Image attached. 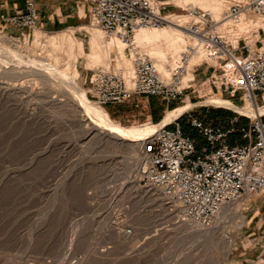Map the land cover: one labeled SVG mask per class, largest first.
I'll list each match as a JSON object with an SVG mask.
<instances>
[{"label": "rangeland", "instance_id": "rangeland-1", "mask_svg": "<svg viewBox=\"0 0 264 264\" xmlns=\"http://www.w3.org/2000/svg\"><path fill=\"white\" fill-rule=\"evenodd\" d=\"M153 1L161 11L175 0ZM225 2L229 7L233 0ZM82 8L88 17L83 16ZM82 8L73 20L60 15L56 25L41 19L35 27H16L0 21V32L20 44H5L8 59L0 54V264H264V225L254 230L261 218L250 223L252 213L246 209V195L232 204L242 207L244 223L238 225L241 221L232 210L228 220L222 217V231L217 238L202 242H195L198 237H193L190 227L178 229L172 225L179 220L163 216L157 211L160 206L122 196L120 186L127 174L115 171L127 157V149L87 134V129L99 123V117L83 108L75 91L69 88V77L76 85L88 87L85 76L93 78L94 69L104 67L121 73L126 67L117 65L120 55L115 48L111 66L108 59L90 65L87 49L79 51L77 36H89L85 27L105 33L91 23L86 1ZM194 9L187 10L188 23ZM244 34L241 35L246 37ZM249 34L253 41L258 38L255 33ZM225 36L232 40L231 35ZM21 53L26 61L20 58ZM54 53L59 56L55 58ZM54 58L56 68L52 67ZM205 60L208 58L204 54L198 63L188 65L192 78L186 84H195V91L187 89L175 104L177 108L189 105L178 120L182 125L186 122L194 135L198 129L190 123L192 114L215 126L224 121L212 109L229 110L249 119L256 115L206 102L210 97L232 99L225 93H216L202 75L193 72ZM28 65L55 68L66 79L57 81L53 74H33ZM91 84L86 96L93 102ZM7 85L21 88L10 91ZM136 99L101 106L115 122L132 128L152 121L150 111L143 107L148 96L137 94ZM236 100L244 105L250 103ZM258 107H264V101H258Z\"/></svg>", "mask_w": 264, "mask_h": 264}, {"label": "built area", "instance_id": "built-area-1", "mask_svg": "<svg viewBox=\"0 0 264 264\" xmlns=\"http://www.w3.org/2000/svg\"><path fill=\"white\" fill-rule=\"evenodd\" d=\"M86 1L91 23L107 37H117L134 49V71L130 77L106 68L94 69L90 89L93 102L123 103L135 94L158 95L171 102L192 86L184 80L191 51L182 55L169 76H164L155 60L134 45L137 30L165 24L158 4L153 0ZM23 2L24 8L7 16L5 22L16 27L37 26L40 10L36 0ZM246 10L264 17V0H233L221 19H215L209 9L196 8L189 30L197 39L196 49L202 48L208 58L204 62L214 68L206 79L210 86L231 99L258 103L264 101V27L259 28L255 41L242 35L236 43L229 42L220 29L222 20L239 18ZM162 121L147 123L154 131L141 139L136 176L144 187H160L181 207L184 221L210 227L225 204L249 193L264 192L263 115L250 117L249 125L239 129L249 141L236 145L227 143V137L236 132L234 128L208 125L190 116L191 125L205 137L210 149H198L195 138L186 134L178 121L173 127L171 122Z\"/></svg>", "mask_w": 264, "mask_h": 264}, {"label": "bare ground", "instance_id": "bare-ground-1", "mask_svg": "<svg viewBox=\"0 0 264 264\" xmlns=\"http://www.w3.org/2000/svg\"><path fill=\"white\" fill-rule=\"evenodd\" d=\"M172 2H173L172 6L165 7L163 10L160 11V13L162 14L164 18L165 24H167L166 26L140 28L139 30H137L134 36L135 47L149 54L155 60L159 70L162 72L164 76L170 75L172 68L180 62V59L184 53H187L188 51L192 52V56L190 57V61L188 64L189 66L191 65V63H198L204 56V51L202 48L196 49L197 39L189 30L190 23H188L189 17L187 16V13H188L187 10L189 8L194 9V7L199 6L198 8H204V9L211 10L214 14L215 19H221L224 11L228 8L227 2H225V0H175ZM176 12H178L180 15L174 16ZM81 13L83 14V16L85 15V17H88V14H85V11L83 10V8L81 10ZM260 27H264V17L261 15H256L250 10L244 11L240 15L239 18L224 19L221 21V24H220L221 31L224 32V34L231 35L232 40H230L229 38L228 39H229V42L232 41L233 43H236L240 35L243 33L247 34L246 36L247 40H249L248 38L251 36L249 33L251 34L255 33L256 35L255 34L254 35L259 37ZM85 30L89 34V36L87 38L84 36H77V39H78L77 41L79 42L77 43L79 44L77 45V47H79L80 52L86 51L87 49L89 54H86V55L87 56L89 55L88 59H89L90 65L95 64V63L96 64L101 63V61H103L104 63V60L108 59L110 62L109 66H111L112 50L115 48L116 51L120 55V60L119 62H117L118 63L117 65L120 66L123 64L126 67V70L121 73L125 75L127 78L133 74L134 68L132 64H134V49L132 48L128 49L126 43L123 40L117 37H112V38L107 37L105 33L99 32L97 28L91 27L87 29L85 27ZM67 40L68 39L65 37V40H64L65 43H68ZM250 41H253L251 37H250ZM8 43H11V44L15 43V45L17 46L20 45L16 42V40H14V38L13 39L12 37L10 38L8 34L6 33L2 34L0 32V54L3 55V57L1 58H3L4 60L8 59L7 54H6L7 53L6 45H5ZM49 48H51V50L53 51V47H49ZM52 51H49L48 49V52L51 53ZM54 54H55L54 55L55 58L59 56V55L57 56L56 53ZM19 55H21L20 58L22 59L25 58L24 54L21 53ZM49 55L52 56L53 54L51 53ZM55 58H54V62L52 63V65L54 66L52 67H55V63L57 60ZM32 59L41 61L42 63V59L36 58L34 56ZM26 60L27 58H25V61ZM41 63H36V64L40 65ZM13 65L14 64H12V66ZM17 65H14V66L19 67ZM22 66L23 65H21V67ZM36 66L28 65L27 67L29 69V72L33 74L34 73L40 74V75L53 74L56 76L57 81L58 80L62 81L66 79L65 77H61L58 74V72L55 70L56 67L45 70V69H42ZM98 66H102V65H98ZM15 72L17 71L15 70ZM73 72L78 73L75 70ZM191 76H192V73L188 72L184 79L185 82L191 79L192 78ZM85 80L87 82L88 87H80L79 85H76L72 77H69V81H70L69 88L75 91V95L78 97L83 108L85 107L89 109L90 112L91 111L93 112V113L91 112L92 115L95 116L96 114L99 117L97 118V122L99 121V123L94 124L92 127L87 129L86 130L87 134L90 135V137L92 135H95L96 137L99 138V140L105 141V143L110 141L111 143H115L118 146L125 147L128 152L127 157L123 159V162L120 163V166L115 171L116 174L117 173L127 174L126 175L127 180H125L120 186V188L122 189V193H123L122 196H126V198L128 197L140 203L151 202L154 205L160 206V208L157 209V211L163 213V216H167L170 218L177 217V219L180 221L179 222L175 220L173 222L174 224L172 225L176 226L178 229L188 228V227L191 228V231H192L191 233L193 237L194 238L198 237L195 240V242L210 241V240L212 241L215 238H217L219 233L222 231L221 221L223 220V218L225 221L228 220L226 217L229 216V213L232 210L234 211V213L238 216L239 220L241 221L238 225L241 226L244 223L245 215L242 212V207L232 206V204H234V202L236 201L225 204V206L220 212V215L218 216V220H219L218 223H215L210 227H203L195 223L184 221L181 218V215H182L181 207L177 203H175L168 195H166L160 187L142 186L137 180L136 174H133V170H134V166L137 167L140 164L141 139L143 136L151 134L154 131V128L149 124L135 126L132 128H126L120 125L119 123L115 122L110 116L109 112L106 110V108H104L101 105H97L96 103L88 100L86 96V90L90 87V84L92 83V78L91 76H87V77L85 76ZM7 86H8L7 90H10V91L12 90L20 91V88H21V87L16 88L14 86L10 87V85H7ZM206 102L214 103L217 105L231 106L237 110L246 111L252 114H256L258 116L264 113V107H258V103L255 101H250L249 104L244 105V104H241L236 99L226 100L220 97H213V98L210 97V99L207 100ZM188 106L189 105H185V106L176 108L175 110H168L164 119L162 118L163 120L162 123L170 122L171 120H174L184 110H186ZM249 195L250 193L246 195V197H248ZM175 222H179V223H175ZM172 228L173 227H166L165 229H172ZM125 234H128V233L125 232ZM126 236L127 235H125L124 237L127 238Z\"/></svg>", "mask_w": 264, "mask_h": 264}, {"label": "crops", "instance_id": "crops-1", "mask_svg": "<svg viewBox=\"0 0 264 264\" xmlns=\"http://www.w3.org/2000/svg\"><path fill=\"white\" fill-rule=\"evenodd\" d=\"M86 0H36V3L39 7L40 10V19L48 25H53V24H59L58 17L60 15H65V16H71V20L75 19V16L79 15V10L82 8V2ZM87 2V1H86ZM88 7L89 3L87 2ZM73 7V9H72ZM24 8V2L23 0H0V21L5 22V18L9 15L15 14L17 11L20 9ZM90 9V8H89ZM264 34H261V37H263ZM197 75H202L203 79L206 80L213 72L214 68H212L210 65L207 63L203 62L200 65H196V68L193 71ZM192 86L189 88H193L191 92L195 91V84H191ZM190 92V93H191ZM190 93L187 94L188 98L191 100ZM217 93V92H216ZM149 100L147 104H144L143 107L145 106L148 108L150 111V117L152 121L159 122L164 119L165 114L169 110V108L175 109L176 101L173 100L171 102H168L164 100L161 96L158 95H147ZM137 94H135L131 99L128 101H137L136 99ZM151 97V98H150ZM180 99V98H179ZM185 100V99H184ZM126 101V102H128ZM160 103H159V102ZM194 106H198L197 102H194ZM136 107H139V102H136ZM210 112V110H207ZM211 111L221 115L223 117V123L216 125L220 126L224 129H230L234 128L235 130H238L232 134H230L227 137V143L230 145H236V144H246L248 143V139L244 138L242 133L239 131V129L243 126H248L250 123V119L245 116H238L232 111L225 110V109H212ZM166 112V113H165ZM165 113V114H164ZM192 116H196L199 119H201L198 115L192 114ZM264 116V115H263ZM236 117H240L241 121L237 122ZM179 116L175 118L174 120H171L170 126H174V122L178 121L180 124L181 122L178 120ZM202 120V119H201ZM203 121V120H202ZM204 122V121H203ZM182 125V124H181ZM208 125H211L208 123ZM186 126V122L182 125ZM215 126V125H212ZM195 128V127H194ZM197 129V128H195ZM188 135H191L192 137L195 138L196 140V146L198 149L201 148H211L210 144L206 141L205 137L199 132H197L196 135L192 134L191 131L187 133ZM246 209L249 211V213H252V217L250 220V223L254 221L255 218L260 217L261 221L259 223V226H254V230L256 227H260L264 225V192L263 193H252L248 196L247 201H246Z\"/></svg>", "mask_w": 264, "mask_h": 264}, {"label": "trees", "instance_id": "trees-1", "mask_svg": "<svg viewBox=\"0 0 264 264\" xmlns=\"http://www.w3.org/2000/svg\"><path fill=\"white\" fill-rule=\"evenodd\" d=\"M240 121H241V118L239 117L237 122H240ZM183 130L186 134L189 132L186 126H183ZM236 131H238V130H236Z\"/></svg>", "mask_w": 264, "mask_h": 264}]
</instances>
